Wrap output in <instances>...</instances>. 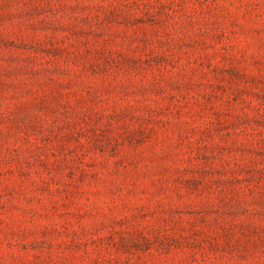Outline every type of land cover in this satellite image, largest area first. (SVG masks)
<instances>
[{"label":"rangeland","instance_id":"1","mask_svg":"<svg viewBox=\"0 0 264 264\" xmlns=\"http://www.w3.org/2000/svg\"><path fill=\"white\" fill-rule=\"evenodd\" d=\"M0 264H264V0H0Z\"/></svg>","mask_w":264,"mask_h":264}]
</instances>
